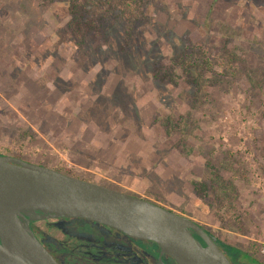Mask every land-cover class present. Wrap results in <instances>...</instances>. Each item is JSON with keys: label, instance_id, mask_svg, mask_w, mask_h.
Instances as JSON below:
<instances>
[{"label": "rangeland", "instance_id": "374dc122", "mask_svg": "<svg viewBox=\"0 0 264 264\" xmlns=\"http://www.w3.org/2000/svg\"><path fill=\"white\" fill-rule=\"evenodd\" d=\"M92 1L0 0V152L152 199L232 245L234 264H264V0L117 3L104 25ZM32 224L62 243L76 225L125 238L85 218Z\"/></svg>", "mask_w": 264, "mask_h": 264}, {"label": "water", "instance_id": "95a60500", "mask_svg": "<svg viewBox=\"0 0 264 264\" xmlns=\"http://www.w3.org/2000/svg\"><path fill=\"white\" fill-rule=\"evenodd\" d=\"M85 218L151 240L178 264H233L200 223L146 197L0 154V264H61L31 223Z\"/></svg>", "mask_w": 264, "mask_h": 264}, {"label": "flooded vegetation", "instance_id": "af4514ba", "mask_svg": "<svg viewBox=\"0 0 264 264\" xmlns=\"http://www.w3.org/2000/svg\"><path fill=\"white\" fill-rule=\"evenodd\" d=\"M75 230L78 234L68 237L71 239L65 243L35 233L61 264H178L168 253L161 254L159 245L151 240L135 238L121 231L124 240L112 233L92 235L77 225ZM222 249L233 263L228 251Z\"/></svg>", "mask_w": 264, "mask_h": 264}, {"label": "trees", "instance_id": "16d2710c", "mask_svg": "<svg viewBox=\"0 0 264 264\" xmlns=\"http://www.w3.org/2000/svg\"><path fill=\"white\" fill-rule=\"evenodd\" d=\"M136 1H139V0H127V1L126 0H93L92 3L97 4L96 8L98 7L99 12H100L101 9L103 10V11L100 12V14L102 15L101 16L102 21L99 18V21L102 24L115 10H117V11L119 10V8L114 7L117 3L121 4L120 13L124 14V15H127V12H129L128 10H133L134 9V8L130 9L129 7L131 6V4H133V2H136ZM88 2L90 3V0H88ZM105 3H106V5H105ZM129 4H130V6H129ZM125 6H129V7H125ZM104 7H105V9H103ZM94 11H97V9H95ZM131 16H135V13L132 12ZM104 24L105 23H103V25ZM195 66H201L202 68H201V70H199L200 68H197V70L200 71V73L196 77L191 78V81L193 82L194 85L197 84L198 88L200 89L202 85H207V84L213 82V80H212L213 78L205 76L207 70L211 69V66H212V61L210 60V58L208 56L205 57V63L200 64L197 61H195ZM186 71H188L187 67H186ZM173 77L174 78L172 80L173 81H177L176 79H178L179 75L176 74ZM172 122H174V121H172V119L170 117L163 120V123L166 125L167 130L169 132H171L173 130ZM0 154H3V153L0 152ZM225 164L226 165L228 164L226 168H230V169H232V171L235 169L234 167L230 166L229 161H227ZM223 166H224V163L222 162V167ZM56 169L60 170L59 168H56ZM64 172L72 174L69 171H64ZM72 175H74V174H72ZM221 180H223V178L221 176H219V175H218V178H214L215 183L217 181V183H216L217 185L214 184L213 187H212L213 190L215 191V195L221 201L220 202L221 205L219 206L218 210L220 212L221 211H225L226 212V210H229L230 212L233 213L234 212L233 208H234L235 203H236L235 200H234V198L236 196V191H235L236 187H235V185L233 183V179L230 180V181H225V182H222ZM192 184H193V188H194L195 191L196 190H201L203 192L202 195L206 194V192L208 190L207 183L204 182V183L201 184V183H199L197 181H193ZM150 200H152V199H150ZM201 225H202V227H204V229L211 236H213V238L219 243V245L222 248L227 249V250L233 248L232 245L223 242L221 239H218L217 236L213 235L209 231V229L207 227H205L203 224H201ZM32 228H33V230L36 231V227H35L34 224H32ZM250 255H251L252 261L257 263V258H255L252 254H250Z\"/></svg>", "mask_w": 264, "mask_h": 264}]
</instances>
